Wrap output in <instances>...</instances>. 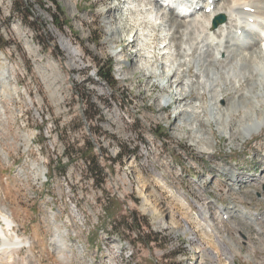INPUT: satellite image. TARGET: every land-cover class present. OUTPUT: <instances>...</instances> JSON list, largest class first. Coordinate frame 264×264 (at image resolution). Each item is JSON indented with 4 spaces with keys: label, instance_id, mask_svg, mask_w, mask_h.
Masks as SVG:
<instances>
[{
    "label": "rangeland",
    "instance_id": "1",
    "mask_svg": "<svg viewBox=\"0 0 264 264\" xmlns=\"http://www.w3.org/2000/svg\"><path fill=\"white\" fill-rule=\"evenodd\" d=\"M116 1L0 0V55L13 70L8 87H0L6 112L0 117V205L12 215L17 235L36 242L19 257L28 264H264V230L239 216L243 230L233 243L228 224L218 232L212 219L219 214L211 209L238 205L251 216L264 214V129L231 141L212 124L207 154L191 140L195 131L175 105H159L160 97L175 94L169 85L138 71V64L114 80L117 61L110 50L125 46L127 37L113 38L103 20L119 15ZM116 21L115 27L125 24ZM64 39H71V49ZM105 61L112 98L89 79L107 80L99 71ZM231 96L226 93L220 105ZM110 103L116 105L111 126ZM234 171L244 187L230 182ZM142 185L165 211L161 221L144 211ZM54 229L69 250L62 261L51 251Z\"/></svg>",
    "mask_w": 264,
    "mask_h": 264
},
{
    "label": "bare ground",
    "instance_id": "2",
    "mask_svg": "<svg viewBox=\"0 0 264 264\" xmlns=\"http://www.w3.org/2000/svg\"><path fill=\"white\" fill-rule=\"evenodd\" d=\"M128 1L129 3H127ZM155 1L160 3L153 0H127L122 3L123 1L117 0L116 6L119 10H116V12L119 15L117 17H107L103 20L104 31H109L113 38H117L119 34H124L127 37L125 38V46H119L114 51L112 48L110 50V56L112 54V57L116 59L118 68H116L117 73H113L114 80L118 79L117 75L127 74L130 68L132 71L134 65L138 64V71H150L155 75V78L163 81L162 84L169 85L175 94L172 96L166 95L165 97L159 96V105L163 101H166L164 107L170 108L171 104L175 105L177 115L183 118L184 124L189 126L188 130L195 131V135L191 136V140L198 145L202 152H207V154L212 153V144L215 139L210 128L212 124L216 125L217 131L221 135H225L231 141L239 139L245 141L249 136H254L259 130H263L264 0H215L212 4L209 0H178L181 2L180 8L185 9L189 3L194 6L198 5L201 8L196 17L186 15L187 18L183 19L172 13L175 5H170L168 1ZM140 15L146 16L140 17ZM219 16H223L225 21L214 26L213 21ZM116 19H121L125 24L119 21L121 26L115 27L114 22H117ZM64 43L70 49V45H74L71 39H68V41L64 39ZM78 47L81 48V46ZM27 48V51H30L31 54L32 48H29V46ZM192 69H195V73H192ZM10 73L13 74V70L9 65V61L3 55H0V85L5 86L7 82H10ZM186 73L190 74L185 76ZM90 78L96 86H99V89H103L104 86L106 91H112L108 80L105 79L107 82L103 81L97 75L90 76ZM220 87L222 88L221 92L218 91ZM95 90L97 89L95 88ZM195 92L197 97L191 100ZM228 92L232 93V96L227 100L226 106H221L220 101L224 99L225 94ZM205 93L209 99L207 105L204 104L205 101L203 102V97H201ZM95 96L98 101L101 95L96 94ZM109 106L110 115L107 125L112 123V118L116 121L114 118L116 105L110 103ZM3 112L5 111L0 106V116L2 118ZM236 115L239 118L235 121L233 117ZM126 117L128 120L130 119L129 116ZM181 123H179V127ZM85 124L87 126V122ZM179 136L183 135L180 134ZM1 150L3 149L0 147L1 157L5 158V153ZM235 174L237 177H235ZM260 180L264 181V178L262 177ZM244 181V177L239 176L236 171L231 173L230 182H233L232 185L238 187L240 183L244 187ZM251 184L252 186L255 185L254 183ZM139 190L145 200L144 211L152 216H157V219L160 220L158 216L162 217L165 211L159 208V205L152 199L151 194L144 185ZM155 194L154 192L153 195ZM146 205L150 207L146 208ZM237 207L238 205L215 209L211 205V209L219 214L217 219H212L219 230L218 232H222L225 229V224H228L229 228L227 227L226 232L227 235H231L230 240L233 243H236L233 240V235L237 237L243 230L238 221L239 216L251 226L256 227L258 232L264 230L263 213H256L251 216L248 211H245L246 209L240 208L239 210ZM203 208L206 210L205 207ZM212 215L214 217V214ZM220 217H223V219ZM1 222L3 226L0 227V264H15L16 262L28 264L23 261L27 257H19L20 250L32 249L31 247L36 245V242L30 241L27 237L20 238L17 235V225L14 223L12 215L0 205V224ZM231 226L235 230L232 231ZM201 231L204 236L212 238V232L207 227L201 228ZM53 233L54 239L51 243V251L54 254L57 253V259L62 261L67 254L65 252H69L67 243L63 235L56 229ZM250 248L253 249V247ZM249 255H252V251Z\"/></svg>",
    "mask_w": 264,
    "mask_h": 264
},
{
    "label": "trees",
    "instance_id": "3",
    "mask_svg": "<svg viewBox=\"0 0 264 264\" xmlns=\"http://www.w3.org/2000/svg\"><path fill=\"white\" fill-rule=\"evenodd\" d=\"M53 2L55 3V0H53ZM58 10H59L60 14H62L61 11H60V9H58ZM59 16H61V15H59ZM59 16L57 14L53 15V17H55V20L54 21L56 23H58V24L60 23V21H59L60 20L59 19L60 17ZM59 25L60 26H63V24H61V23ZM104 69H106V71H104ZM99 71H100V75L101 76L105 77L108 81H111V76L112 75H111V70L109 68V63H107V61L104 62L103 66L100 68ZM89 164H90V166H89V170L90 171H94V170L96 171L97 170L96 167H94V166H96L95 162H89ZM92 164H94V165H92ZM134 219H135V221H134L135 223L134 224H135V227H136V225H139V223H138V220H137L136 217ZM130 228H132V226H130L129 229Z\"/></svg>",
    "mask_w": 264,
    "mask_h": 264
},
{
    "label": "built area",
    "instance_id": "4",
    "mask_svg": "<svg viewBox=\"0 0 264 264\" xmlns=\"http://www.w3.org/2000/svg\"><path fill=\"white\" fill-rule=\"evenodd\" d=\"M185 83H186V81H185ZM105 88H104V86H103V89H102V91H103V93H102V95H106V97L107 98H112L113 96V91H105L104 90ZM82 122H87V129H89L90 128V123H89V121L87 120V118L84 116V111L82 112ZM129 122H131L132 123V120H130Z\"/></svg>",
    "mask_w": 264,
    "mask_h": 264
},
{
    "label": "water",
    "instance_id": "5",
    "mask_svg": "<svg viewBox=\"0 0 264 264\" xmlns=\"http://www.w3.org/2000/svg\"><path fill=\"white\" fill-rule=\"evenodd\" d=\"M224 21V17L223 16H219L215 19V24H219L222 23Z\"/></svg>",
    "mask_w": 264,
    "mask_h": 264
}]
</instances>
